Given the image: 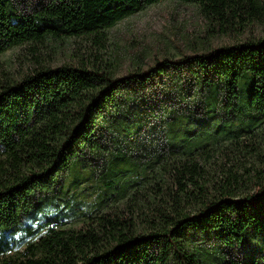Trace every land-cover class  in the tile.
<instances>
[{"label": "trees", "instance_id": "trees-1", "mask_svg": "<svg viewBox=\"0 0 264 264\" xmlns=\"http://www.w3.org/2000/svg\"><path fill=\"white\" fill-rule=\"evenodd\" d=\"M160 1L0 0V54L75 37L97 48L0 73V264H264V37L166 48L116 76L108 33ZM178 1L209 37L264 18V0ZM81 163L103 177L95 209L44 210Z\"/></svg>", "mask_w": 264, "mask_h": 264}, {"label": "rangeland", "instance_id": "rangeland-1", "mask_svg": "<svg viewBox=\"0 0 264 264\" xmlns=\"http://www.w3.org/2000/svg\"><path fill=\"white\" fill-rule=\"evenodd\" d=\"M36 2L38 0H26L29 5ZM207 27L206 20L190 2L162 0L146 6L118 22L107 35L110 50L113 48L124 56L116 76L124 75L138 59L146 66L153 65L156 57L162 58L166 48L175 55L191 54L192 48L200 51L208 46H228L264 37V18L249 22L239 30L219 32L213 37L208 36ZM93 42L94 39L90 37H75L60 44L24 43L0 54V73L7 72L6 76L19 79L41 66L55 68L64 64L75 65L82 59L87 61L91 58L89 52L97 51ZM106 51L109 52V49ZM117 167L127 165L119 164ZM95 172L93 167L83 166V163L70 168L62 176L61 194L51 204L45 205L44 210L59 208L66 213L63 216L66 220L77 219L85 212L93 211L105 189L103 177L97 178ZM89 173L90 180L83 181Z\"/></svg>", "mask_w": 264, "mask_h": 264}]
</instances>
